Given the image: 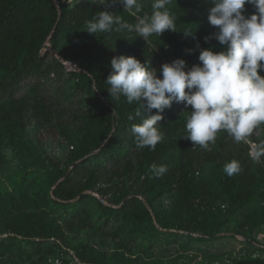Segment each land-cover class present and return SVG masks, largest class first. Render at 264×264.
<instances>
[{"label": "trees", "instance_id": "trees-1", "mask_svg": "<svg viewBox=\"0 0 264 264\" xmlns=\"http://www.w3.org/2000/svg\"><path fill=\"white\" fill-rule=\"evenodd\" d=\"M140 3L137 16H150L152 0ZM166 7L176 17V31L146 42L126 31L87 32V22L98 11L136 23L119 0H0V264H49L55 258L72 264L64 250L79 264H132L134 249L146 237L151 243L158 228L212 239L241 210L245 213L237 233L264 227V157L254 162L249 146L235 142L225 130L217 132L208 151L182 138L191 109L179 110L174 102L161 114L157 127L163 139L155 150L138 148L131 128L157 110L145 113L125 97H110L105 81L113 57L134 56L151 70L165 52L170 63L182 58L191 67L199 63L197 44L224 50L214 39L204 42L216 31L207 19L208 0H171ZM254 11L245 5L246 16ZM186 30L195 38L185 36ZM46 43L59 59L79 69L65 81L80 99L70 120L60 117L36 86L17 97L26 80L63 72L57 59L41 56ZM32 121L36 129L47 127L61 139L66 148L62 161L42 159L40 142L27 134ZM253 133L251 142L264 141V124ZM232 160L239 162L240 171L228 177L223 166ZM153 164L165 165L167 172L156 178ZM75 232L87 235L73 239ZM233 264H264V259Z\"/></svg>", "mask_w": 264, "mask_h": 264}, {"label": "clouds", "instance_id": "clouds-1", "mask_svg": "<svg viewBox=\"0 0 264 264\" xmlns=\"http://www.w3.org/2000/svg\"><path fill=\"white\" fill-rule=\"evenodd\" d=\"M95 2V0H92ZM106 4L107 0H99ZM208 22L216 31L204 37L207 44L211 39L223 47L199 48L198 61L191 67L182 58L164 63L159 69H149L134 56L120 55L111 59L112 71L106 78L110 97L113 100L126 98L128 104L137 103L141 110L150 113L140 124H134L131 132L138 148L156 145L163 139L158 130L165 108L173 102L184 103L191 109L186 122V138L207 148L214 142L219 130L229 133L235 142L250 145L249 156L254 162L264 157V141L253 143L248 138L254 129L264 124V0H208ZM123 10L137 17L129 23L121 15L109 11H98L87 22L89 34L115 31L135 33L148 41L149 37L161 36L166 30L176 31V17L166 7L171 0H152L151 15L138 17L142 11L140 0H119ZM245 5L255 11L246 16ZM185 36H193L184 31ZM191 53L192 49H186ZM159 73V75H158ZM187 89V91H186ZM141 110L135 115L141 116ZM134 117L129 116L132 120ZM151 171L156 178L167 172L165 165H155ZM240 171L237 160L226 162L223 172L231 177Z\"/></svg>", "mask_w": 264, "mask_h": 264}, {"label": "rangeland", "instance_id": "rangeland-1", "mask_svg": "<svg viewBox=\"0 0 264 264\" xmlns=\"http://www.w3.org/2000/svg\"><path fill=\"white\" fill-rule=\"evenodd\" d=\"M58 0H54L56 4ZM70 2L71 0H61ZM122 6V4L120 3ZM47 55V56H46ZM163 58L157 69L164 63H170L163 53ZM41 56L46 57L48 61L53 58L61 63L64 70L57 76L55 73L50 74L45 78H30L26 80L21 92L17 97L25 95L29 88L36 86L42 96L48 101L54 103L55 110L64 120H70L71 114L79 109L80 99L77 96H72L71 92L65 87V81L68 79V74L79 71L77 67L69 62L59 59L53 52L49 43L44 45L41 51ZM159 75V73H158ZM187 91V89H186ZM173 106L179 110L183 109L184 103L174 102ZM34 121L28 125L27 134L30 140L40 142L38 153L42 159L49 157L55 160L62 161L66 156V148L62 145L61 139L57 138L55 132L49 131L47 127H39ZM259 131L253 133L258 136ZM247 144V143H246ZM249 146L250 150V145ZM203 148V147H202ZM213 148V144L209 143L206 150ZM4 182V181H3ZM8 185L7 182H4ZM128 184V183H127ZM120 188V186H119ZM95 197H98L95 193ZM111 196L106 200L107 205ZM166 206L167 203H164ZM245 211L241 210L236 215L232 216L231 222L215 235L214 238H202L200 234H188L182 231H166L158 228L157 236L149 243L146 237L142 241V245L134 249V257H137L132 264H233L242 260L264 259V227L257 228L254 232L239 234L235 231L236 224L243 219ZM248 228H246L247 230ZM87 233L78 232L71 233L70 236L75 239H84ZM97 235L94 240L98 241ZM108 247L112 248V243L109 239L104 238ZM49 247H44L46 251ZM150 248L146 255L144 252Z\"/></svg>", "mask_w": 264, "mask_h": 264}, {"label": "built area", "instance_id": "built-area-1", "mask_svg": "<svg viewBox=\"0 0 264 264\" xmlns=\"http://www.w3.org/2000/svg\"><path fill=\"white\" fill-rule=\"evenodd\" d=\"M49 243H54L53 240H49ZM67 254V258L70 259L72 261V264H79L77 259L74 257L72 252H69L67 250H64ZM49 264H60V259L59 258H55V259H49L48 260Z\"/></svg>", "mask_w": 264, "mask_h": 264}, {"label": "water", "instance_id": "water-1", "mask_svg": "<svg viewBox=\"0 0 264 264\" xmlns=\"http://www.w3.org/2000/svg\"><path fill=\"white\" fill-rule=\"evenodd\" d=\"M101 202H103L102 200H100Z\"/></svg>", "mask_w": 264, "mask_h": 264}]
</instances>
